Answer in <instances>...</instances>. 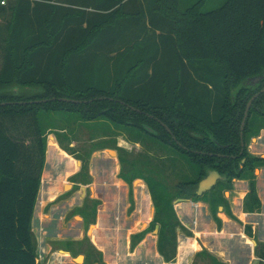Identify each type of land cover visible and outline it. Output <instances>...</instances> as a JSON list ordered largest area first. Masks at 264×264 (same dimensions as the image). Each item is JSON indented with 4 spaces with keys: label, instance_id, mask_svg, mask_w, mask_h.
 I'll return each mask as SVG.
<instances>
[{
    "label": "trees",
    "instance_id": "trees-1",
    "mask_svg": "<svg viewBox=\"0 0 264 264\" xmlns=\"http://www.w3.org/2000/svg\"><path fill=\"white\" fill-rule=\"evenodd\" d=\"M210 2L0 0V104H8L0 105V264H38L31 223L46 154L44 112L135 129L195 170L177 185L185 196L198 202L247 181L244 209L259 210L254 171L264 159L248 144L264 129V93L249 110L244 148L240 127L264 88V0H218L204 11ZM208 178L216 184L199 195ZM259 258L264 264V251Z\"/></svg>",
    "mask_w": 264,
    "mask_h": 264
},
{
    "label": "rangeland",
    "instance_id": "rangeland-1",
    "mask_svg": "<svg viewBox=\"0 0 264 264\" xmlns=\"http://www.w3.org/2000/svg\"><path fill=\"white\" fill-rule=\"evenodd\" d=\"M217 3L218 0H211L204 11L218 8L213 6ZM39 123L46 140V154L41 193L31 223L38 264H62L68 260V264L83 263L82 257L73 262L67 253L59 252L62 248H69L73 258L78 253L85 254L87 264L94 261L100 264L102 257L95 255L86 238L80 243L67 240L78 238L82 230H88V221L102 208L99 201L103 198L102 185L111 182L113 171L118 167L119 174L113 179L122 180L128 188L112 207L123 210L124 201V211L130 216L135 208L131 207L130 200L135 195L140 204L137 222L140 215L143 219L151 215L152 220L141 235V241L138 237L130 236L127 240L125 235L119 236L121 245L125 237L126 242H130V252L138 245L141 248L142 255L136 264H149L147 260L159 246L163 256L158 253L164 260L170 259L171 264H262L259 256L264 251V201L259 199V210L248 213L243 204L245 196L238 199L247 184L235 182L217 187L212 191L215 195L210 192L196 202L177 188L183 181L191 182L195 170L172 150L139 135L135 129L120 127L104 118L85 122L78 114L68 112L40 113ZM251 140L248 146L255 145L251 148L252 155L264 154V140L260 145ZM104 149L99 159L94 154L95 159L91 161L93 152ZM255 175L261 178L260 170H256ZM88 184L93 187L86 188L81 196L80 186L91 187ZM259 187L263 198L262 180ZM94 193L97 199L91 198ZM187 193L191 194L192 190ZM220 200L223 202L219 203ZM197 203L208 207L206 218L200 215L198 226L192 223L194 220L188 210L181 215L183 209L177 208L178 204L193 206ZM219 213L225 219L220 218ZM83 216L88 222L86 225L80 219ZM125 223L126 227L132 225L129 219H125ZM95 232L96 228L92 227L89 236L94 244L100 245L103 232Z\"/></svg>",
    "mask_w": 264,
    "mask_h": 264
},
{
    "label": "crops",
    "instance_id": "crops-1",
    "mask_svg": "<svg viewBox=\"0 0 264 264\" xmlns=\"http://www.w3.org/2000/svg\"><path fill=\"white\" fill-rule=\"evenodd\" d=\"M259 136L256 137V139H255V141L258 142V145H260V142L262 140H264V129L261 130V134ZM252 142L254 143V141H252ZM254 147H255L254 144H251V146H248V150H249L250 154H254L251 150V148H254ZM69 148H71V145L69 146ZM104 151H106V150L104 149V150H100L98 152L97 151L93 152L92 153L93 156H92L91 161L93 159H95L94 154H96V156H98V159H99ZM62 152H64V151H62ZM256 155H257V157H261L264 159V154H256ZM256 170H260L261 178H259L255 175ZM256 170L254 171V175L256 177L257 195H258V198L260 199V201L263 202L264 201V194H263V198H262V193L260 192L259 183L261 180L264 182V167L260 168V169H256ZM113 174L116 177L118 176L119 167H118V169L116 168L113 171ZM72 175H74V174H72ZM114 175L112 176L111 182H108V183H105L102 185L103 198H100V200H99L102 203V205H101L102 208L100 210L99 209L96 210V213H95L92 221L91 220L88 221V222H90L88 224L87 221H84L85 220L84 216L80 218L82 220L83 224H85V225L88 224V230L87 231L82 230V232H80V235L78 236V238H73V239L67 240V241L70 243H80V242H83V240L86 238V240L89 241V244H90L91 248L93 249V252L95 253V255H100L102 257L100 264H136V262L139 260V256L142 255L141 254L142 250H141V248H139V245H138L137 247H135V249L133 251L130 252V245H129L130 242L129 243H128V241L126 242V237L128 240V238H130V236H134L138 233L143 232L148 227L149 223L152 221L151 215L149 214L150 217L148 216L145 219H143V216L140 215L139 216L140 221H139V223L137 222L140 204L138 201H136L135 195H134V199H133L135 208H134V211L132 210L133 213L130 216H128L126 211H124V209H126V205H125L124 201H122L123 210H120V209L115 210L112 207V204L115 201L117 202V201H119V199H121L120 194L122 192H124V190H126V188H128V185L125 182H123L122 180H120L118 178L113 179ZM42 182H43V179H42V175H41V183H40V188H39V192H38V197L41 193ZM235 182L236 183L241 182V183L247 184L244 187V189H246L245 192L244 191L242 192L243 196L238 198V199L242 200V198L244 196H246V194L249 191L248 183H247V181H239V180H233L232 181V183H235ZM89 186H91V185H89ZM92 187H93V185L91 187H88L87 185L86 186H80V191H82L81 196L84 195L83 192L86 188H88L90 190ZM92 195H93V196H91L92 199H97L98 196L96 193H94ZM38 197H37V200H38ZM115 197H116V200H115ZM129 207H130V204H129ZM180 207L183 209L181 211V215H183V213H186V211L188 210L187 213L192 216V218L194 220V221H192V223H194L196 226L200 225V223L198 222V220L200 221V215H201V218L204 219V217L206 218V215L208 213V207L204 203H197L196 205H193V206H189L188 204H178L177 208H180ZM177 215H178L177 216L178 219H180L178 212H177ZM218 215L220 218L225 219L223 214L219 213ZM241 215H243V214L241 213ZM248 215H252V214H248ZM262 217H264L263 214H262ZM125 219H129L132 222V225L130 227H126ZM105 220H107L106 225L104 223ZM179 221H181V223L183 224V221L181 219ZM92 227L96 228L95 233H97V234H99V231H100V233L103 232V236L100 238V242H99L100 245H98V243H97V245L94 244L93 241L91 240L90 236H89V231ZM230 234H233V232H231ZM120 235L126 236L124 239L123 245H121V241H120L121 237H119ZM199 249L201 250L202 248L199 247ZM36 252H37V249H36ZM59 252L67 253L68 256L71 257L69 259L73 260V262H75L74 260L78 256H81L83 258L82 264H87L89 262L86 259L85 254L83 255L81 253H78L76 255V257L73 258L72 257L73 253H72V251H70L69 248H62L61 251H59ZM136 254L138 255V257H136L137 256ZM37 255H38V253H37ZM178 256H179V252H178V255L176 257V261L178 260ZM150 257L151 258H149V260H147L149 262V264H171L170 262H166L163 259V257L160 256L157 249H155L152 252ZM68 263H69V260L66 262H63L62 264H68ZM89 264H99V263H97V261H94V262L89 263Z\"/></svg>",
    "mask_w": 264,
    "mask_h": 264
},
{
    "label": "water",
    "instance_id": "water-1",
    "mask_svg": "<svg viewBox=\"0 0 264 264\" xmlns=\"http://www.w3.org/2000/svg\"><path fill=\"white\" fill-rule=\"evenodd\" d=\"M260 79L259 78H256L254 80H252V83H257ZM264 93V89H262L260 92H258L257 94H255L250 100L249 102L247 103L246 105V108H245V112H244V116H243V119H242V122H241V127H240V140H241V148H244V143H243V130H244V126H245V123H246V120H247V117H248V113H249V110L251 108V105L252 103L259 97V95L263 94ZM56 99H50V100H42V101H35L34 103L35 104H39V103H47L49 101H55ZM57 101L59 102H63V103H70V104H82V103H86V102H82V101H75V100H69V99H66V98H60V99H57ZM20 104H26V103H20ZM30 104V103H29ZM124 105V103H121ZM1 106L3 105H8L6 103H2L0 104ZM164 128L166 129V131L168 133L169 130L164 126ZM252 141H255V139H252ZM243 150V149H242ZM216 184V179H207L206 182L204 184H202L200 187H199V195H202L203 193H205L206 191L210 190L214 185ZM81 256H78L77 258H80ZM76 258V259H77ZM75 261V260H74Z\"/></svg>",
    "mask_w": 264,
    "mask_h": 264
},
{
    "label": "flooded vegetation",
    "instance_id": "flooded-vegetation-1",
    "mask_svg": "<svg viewBox=\"0 0 264 264\" xmlns=\"http://www.w3.org/2000/svg\"><path fill=\"white\" fill-rule=\"evenodd\" d=\"M258 82H259V81H258ZM258 82H257V83H258ZM257 83H252V82H251L250 85L252 86V88H255V87L257 86ZM263 89H264V88H263ZM261 90H262V89H261ZM261 90H260V91H261ZM260 91H259V92H260ZM253 96H254V95H253ZM253 96H252V97H253ZM208 179H209V178H208ZM206 180H207V179L202 180L201 183L199 184V187H200L202 184H204V183L206 182Z\"/></svg>",
    "mask_w": 264,
    "mask_h": 264
},
{
    "label": "built area",
    "instance_id": "built-area-1",
    "mask_svg": "<svg viewBox=\"0 0 264 264\" xmlns=\"http://www.w3.org/2000/svg\"><path fill=\"white\" fill-rule=\"evenodd\" d=\"M1 4H3V2Z\"/></svg>",
    "mask_w": 264,
    "mask_h": 264
}]
</instances>
